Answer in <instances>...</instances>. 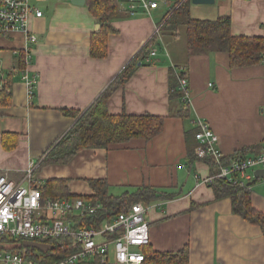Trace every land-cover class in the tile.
Listing matches in <instances>:
<instances>
[{
	"label": "crops",
	"instance_id": "obj_1",
	"mask_svg": "<svg viewBox=\"0 0 264 264\" xmlns=\"http://www.w3.org/2000/svg\"><path fill=\"white\" fill-rule=\"evenodd\" d=\"M163 1L149 12L138 9L130 15L126 0H118L121 14L112 20L115 32L108 36L107 54L95 58L89 37L97 23L86 3L32 0L43 14L28 20V34L36 41H27L20 31L0 35V90L10 71L17 70L20 52L30 55L26 68L35 77L30 99L21 70L12 73L5 91L10 103L0 105V171L19 180L34 161L39 182L65 179L71 196L93 194L87 179L106 180L112 196L154 187L172 197L146 203L152 251L176 252L186 246L187 264H264V229L235 214L229 197H215L212 186L203 182L212 170L207 161L187 157L198 123L214 132V146L224 157L243 150L245 158L252 157L263 150L264 60L231 68L225 52L187 55L184 28L177 35L155 32L169 10L168 5L161 8ZM192 9L196 5L189 6L191 17L208 18L193 16ZM201 10L229 15L232 35H264V0H215ZM147 43L146 56L129 79L113 85L107 106L110 114L163 116L161 132L149 140L81 149L66 163L39 166L75 122L63 109L85 111ZM173 68L186 71L189 98L182 104L169 97ZM182 106L188 115L181 118L176 113ZM3 133L17 137L15 147H3ZM249 190L252 207L264 214V177L251 181Z\"/></svg>",
	"mask_w": 264,
	"mask_h": 264
},
{
	"label": "built area",
	"instance_id": "obj_2",
	"mask_svg": "<svg viewBox=\"0 0 264 264\" xmlns=\"http://www.w3.org/2000/svg\"><path fill=\"white\" fill-rule=\"evenodd\" d=\"M126 2L130 15H135L138 9L149 12L158 7V0ZM42 15L32 0H0V35L20 31L25 33L27 41L35 42V35L28 34V20ZM161 24L162 21L156 33ZM149 55L154 56L155 50ZM21 79L30 99L35 77L25 68ZM179 89L183 100L187 101L189 91L185 76L179 79ZM197 126L198 144L194 153L198 160L212 158L215 162L203 182L211 185L223 180L249 190L250 182L256 179L254 171L264 170V148L252 157L223 163L224 156L214 146L217 136L206 124ZM38 183L34 161L28 163L19 180L0 171V264H144L143 249L150 245L146 203L137 201L126 212L105 218L102 214H107L108 210L101 202L79 195L43 199ZM25 241L51 248L25 246ZM36 251L40 255H36Z\"/></svg>",
	"mask_w": 264,
	"mask_h": 264
},
{
	"label": "trees",
	"instance_id": "obj_3",
	"mask_svg": "<svg viewBox=\"0 0 264 264\" xmlns=\"http://www.w3.org/2000/svg\"><path fill=\"white\" fill-rule=\"evenodd\" d=\"M86 6L99 25L89 37V52L92 57L103 58L107 54L108 36L115 32L112 20L121 14L118 0H86ZM190 0H176L169 8L165 17L161 20L159 28L161 32L172 33L179 28H184L186 54L191 56L205 52H225L228 55L231 68L243 67L257 64L264 60V35L244 36L232 35L230 31V17L227 14L218 15L215 18H193L190 16ZM150 43L145 44L136 56L121 70L102 93H100L91 105L82 113L79 110L63 109L66 116L75 119L73 125L67 132L57 140L49 151L45 153L39 166L46 164L68 162L79 150L86 148H104L109 144L126 142L133 138L149 140L158 135L163 127L164 117L143 113L141 115H130L126 113L110 114L108 112V99L116 85L125 83L133 74L134 66L138 61L142 62ZM27 52H20L19 66L17 70L26 68ZM14 69L7 75L5 85L0 90V105L10 103L7 91L9 83L13 80ZM177 71V72H176ZM186 74L183 68H173L169 75V97L184 102L183 92L179 89V79ZM114 85V86H113ZM1 97L5 98L2 100ZM188 105V104H186ZM186 106L177 110L176 115L186 117L188 114ZM198 126L192 129L191 134L194 143H187V157L189 161L197 160L194 148L198 144L195 133ZM7 138L11 140L7 141ZM17 137L14 134L3 133L2 144L5 149L15 147ZM246 150L237 151L231 156L222 157L223 163L233 159H244ZM257 155V154H256ZM210 167L215 165L212 158H207ZM258 179V178H257ZM93 194L84 196L93 202H101L107 208V214L103 217L112 216L119 212H126L128 208L137 201L151 203L172 197L171 193L159 191L151 186L136 187L132 191H126L118 196H112L108 192V184L104 179L86 180ZM216 198L229 197L232 211L245 220L258 224L264 229V214L252 207L250 201V190L228 184L223 180H216L211 184ZM38 188L43 199L55 197L68 198L66 181L62 178H49L38 183ZM145 254L144 264H187L188 249L186 246L176 252H155L151 248L143 249Z\"/></svg>",
	"mask_w": 264,
	"mask_h": 264
},
{
	"label": "water",
	"instance_id": "obj_4",
	"mask_svg": "<svg viewBox=\"0 0 264 264\" xmlns=\"http://www.w3.org/2000/svg\"><path fill=\"white\" fill-rule=\"evenodd\" d=\"M70 1L74 5L83 6L85 4L86 0H70ZM214 2H215V0H190V3L194 4V5H211ZM98 28H99V25L97 24L95 29H98ZM254 175L258 179L263 178L264 177V170L263 169H257L254 171ZM23 245L39 248L42 250H47V249L51 248L50 245H45V244L35 243V242H29V241H25L23 243Z\"/></svg>",
	"mask_w": 264,
	"mask_h": 264
},
{
	"label": "rangeland",
	"instance_id": "obj_5",
	"mask_svg": "<svg viewBox=\"0 0 264 264\" xmlns=\"http://www.w3.org/2000/svg\"><path fill=\"white\" fill-rule=\"evenodd\" d=\"M175 1L176 0H164L163 1V3L161 4V8L162 9H165V7H167V5L169 6L168 8H170L174 3H175ZM120 2L123 4L124 3V0H120ZM168 3H170V5L168 4ZM193 5V4H192ZM201 7H202V5H196V10H194V9H192V14H193V16H196V17H208V18H214L217 14H218V12H217V10H212L211 11V13L210 12H208V11H204V10H201ZM159 25V24H158ZM157 25V26H158ZM157 33H160V31L159 32H157ZM155 47H157V46H155ZM159 47H157V49H158ZM160 49V48H159ZM36 255H40V252H38V251H36V253H35Z\"/></svg>",
	"mask_w": 264,
	"mask_h": 264
},
{
	"label": "bare ground",
	"instance_id": "obj_6",
	"mask_svg": "<svg viewBox=\"0 0 264 264\" xmlns=\"http://www.w3.org/2000/svg\"><path fill=\"white\" fill-rule=\"evenodd\" d=\"M223 159V158H222ZM145 255V254H144Z\"/></svg>",
	"mask_w": 264,
	"mask_h": 264
}]
</instances>
